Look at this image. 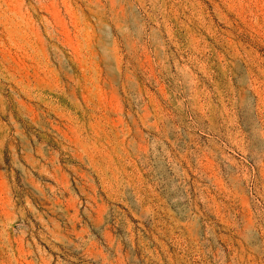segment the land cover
<instances>
[{
	"label": "rangeland",
	"instance_id": "374dc122",
	"mask_svg": "<svg viewBox=\"0 0 264 264\" xmlns=\"http://www.w3.org/2000/svg\"><path fill=\"white\" fill-rule=\"evenodd\" d=\"M0 264H264V0H0Z\"/></svg>",
	"mask_w": 264,
	"mask_h": 264
}]
</instances>
